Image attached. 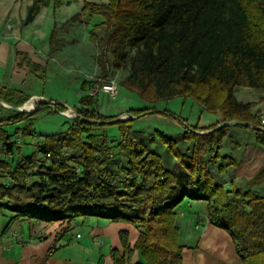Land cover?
Listing matches in <instances>:
<instances>
[{"label": "trees", "instance_id": "1", "mask_svg": "<svg viewBox=\"0 0 264 264\" xmlns=\"http://www.w3.org/2000/svg\"><path fill=\"white\" fill-rule=\"evenodd\" d=\"M53 1L54 6L60 4ZM49 3L33 0L22 24L31 22ZM87 12L105 17L106 47L96 57L100 69L128 65L130 72L122 87L136 91L149 106L128 109L134 117L103 122L119 114L99 112L97 97L81 88L74 108L77 115L66 117L67 128L39 134L40 145L24 156L2 126L26 121L19 133L24 139L35 134L32 120L40 109L60 113L64 105L40 101L30 112L12 111L0 117V152L13 153L0 160V215L12 213L8 224L26 217L49 223L80 216L124 220L139 229L134 248L140 250L146 264H180L182 246L174 209L185 197L205 200L209 222L228 232L241 264H264V166L246 189H226L214 175L236 167V158L221 154L216 139L204 147L208 154L204 159L199 141L229 125L250 129L253 143L264 149V129L260 128V117L251 111L253 104L239 101L234 94L236 86L264 89V0L84 1L80 13L70 20ZM99 26L91 28V42L97 41ZM57 30L54 24L48 57L56 50ZM13 69L30 72L41 81L46 77V66L20 50H15ZM174 96L191 98L202 109L219 115L218 125L243 121L253 127L228 124L213 129L217 125L213 124L201 128L163 109L160 114L185 128L184 139L194 141L192 151L182 153L172 139L156 133L185 170L184 174L175 173L162 166L159 155L151 152L144 140L131 134L136 118L158 113L154 104ZM29 97L20 90L0 89V100L9 105L21 106ZM113 123L118 140L110 139L106 132V126ZM112 145L124 156L125 164L112 156ZM37 153L42 156L37 157ZM33 169L38 179L24 185V177ZM122 241L125 246L123 235ZM112 256L114 264H124V255L113 251Z\"/></svg>", "mask_w": 264, "mask_h": 264}, {"label": "crops", "instance_id": "2", "mask_svg": "<svg viewBox=\"0 0 264 264\" xmlns=\"http://www.w3.org/2000/svg\"><path fill=\"white\" fill-rule=\"evenodd\" d=\"M32 2L33 0H0V89L20 90L26 96L42 98L43 100L40 101L63 102L69 106L72 103L71 106L75 108L78 106V98L83 92L81 90L82 80L79 78L74 80L72 92L54 98L38 94L32 90L33 88H30L35 84L33 83L34 78L41 81L32 73H20L13 69L15 50L27 53L28 58L32 61L45 65L47 71L48 64L54 61L63 47L64 42L59 40L58 44L56 43V50L48 57V38L55 23L51 19L53 25L49 24L46 28L37 24L43 7L31 22L22 24ZM47 7L49 8L50 4ZM46 79L47 74L43 82ZM74 93L77 95V99L74 97ZM117 94L111 96L108 93L99 92L97 97L99 112L105 115H120L122 112L128 111L130 108L112 109L110 101L116 98ZM69 99H71V103L68 102ZM3 109L11 110L6 107ZM32 109L34 107L26 109V112H30ZM156 111L158 113H150L136 118L132 124L131 134L137 139L144 140L147 148L159 155L164 168L184 174V168L156 133L160 132L172 139L177 149L182 153H190L194 141L184 139L185 128L182 124L160 114L162 110L156 109ZM8 112L0 109V117L7 116ZM195 124L203 125L201 122ZM228 129L231 130V126ZM19 133L20 130L17 129V137ZM151 137H153V141L149 142ZM224 141L225 138L220 142V148ZM234 144L236 150L232 157L236 158L237 166L228 167L224 172L226 176H223L224 173L216 172L214 177L226 189L237 186V181L240 183L239 187L246 189L248 181L254 176L253 173L244 171L248 168L246 155L250 154L252 144H254L253 138L249 142L237 143L234 141ZM18 153L24 156L30 152L21 153L20 146ZM213 169L212 171H214ZM174 211L175 224L179 230L178 240L182 246V262L180 264H241L228 232L209 222L205 200H191L185 197ZM11 216L12 213L9 211H4L3 215H0L1 264H114L113 251L124 255V264H146L140 250L134 248L140 231L127 221L99 216H80L71 220H55L49 223L26 217L16 219L8 224ZM64 228H68V230L63 231ZM122 235L126 239L125 246ZM126 249H129L130 252L126 253Z\"/></svg>", "mask_w": 264, "mask_h": 264}, {"label": "rangeland", "instance_id": "3", "mask_svg": "<svg viewBox=\"0 0 264 264\" xmlns=\"http://www.w3.org/2000/svg\"><path fill=\"white\" fill-rule=\"evenodd\" d=\"M84 1H92L100 4L107 2L108 0H59L60 4L57 6H54V1L50 0L49 8L47 6H43V12L38 19L37 24H41L43 28H46L49 24L53 25V23H55V25L58 27L56 35L57 42L61 40L64 43L62 45L63 47L56 55L54 61H52L51 64H48L46 71L47 79L44 82H41L34 78L33 83L35 84L30 88H33L32 90L38 94L41 93L44 94L43 96H53L55 98L65 96L67 93L72 92L73 84L75 82L74 80L76 78H79L82 80V82H85L83 87L81 85V88H83L84 92L98 89L100 83L113 80L117 86V93L118 91L119 93H116L117 97L111 99L110 101L112 109H127L146 106L147 102L142 100L136 91L126 89L125 87L122 88V80L130 72L128 65L121 68H115L114 66L109 65L106 71H102L97 64V55L106 47L103 44V39L106 34L104 15L101 13H96L92 16H89V12H87L83 16H80L74 20H70V17L73 14L80 13ZM51 19L53 23L51 22ZM95 24H100L96 31L97 41L91 42L89 40L90 30ZM107 55L111 58L109 51L107 52ZM104 77L106 79H103ZM26 89H28V87H26ZM99 92L101 91H98L96 94H94V96L98 97ZM234 94L239 101L251 102L253 104L251 107L252 113L258 115L259 117L264 113V89L236 86ZM76 96L77 95L74 93V97ZM33 97L34 99L37 98L34 105H37L38 101L43 100L42 98H38L36 96ZM30 98L31 97H29V99ZM44 101L51 103L49 100ZM31 102L32 101L28 103L30 104ZM68 102L71 103V99H69ZM155 105V109H167L176 117L185 119L189 124L194 125L196 122H201L203 124L202 126L196 124L201 128H205L213 124L215 125L221 120L219 115L208 112L204 109L202 110L200 106L191 98L174 96L170 99L159 100ZM2 111H9L8 113H11L13 110H6L2 108ZM126 112L127 111L122 112V114L119 116H124ZM168 118L177 121L172 117ZM124 119L127 118H123L122 120ZM25 124L26 121L23 120L2 126L4 131L10 134L12 138L20 142L19 146H21V153L32 152L34 150V146L31 142L38 137L37 134L44 135L47 133L64 131L68 126V119L61 113L48 111L45 108L40 109L36 113L35 118L32 120L31 127L33 128L35 134L26 135L24 139L21 137V135H18L17 137L14 132L17 129L20 130V128ZM221 126V124H217L213 129H217ZM228 127L229 125L226 126L220 133H214L208 137H200L199 141L203 145L201 147V153L204 151V147L209 146L212 141L219 139V142H221L222 139L225 138V141L220 148L221 154H231L229 156H234V150H236L234 141L249 142L254 137L253 132L248 128L231 126L230 130ZM198 131H204V134L209 132L206 130ZM106 132L110 139L116 140L119 138L117 125L114 123L108 124L106 126ZM254 145L255 144H252V148L249 152L250 154L246 155L248 158L246 161L248 168L244 169V171L247 173H253V178L264 166V149ZM180 148L182 147L180 146ZM15 151L17 152V150ZM110 152L112 153L113 157H116L119 160V164H125V158L123 155H120L116 146L112 145ZM202 155L204 159L208 156L204 152ZM223 176H226V174L224 173ZM236 183L240 185L239 181Z\"/></svg>", "mask_w": 264, "mask_h": 264}, {"label": "built area", "instance_id": "4", "mask_svg": "<svg viewBox=\"0 0 264 264\" xmlns=\"http://www.w3.org/2000/svg\"><path fill=\"white\" fill-rule=\"evenodd\" d=\"M98 91H101V92H104V93H108L109 95H111V96H114V95H116V93H117V86H116V83L113 81V80H109V81H106V82H102V83H100V85H99V87H98V89H95V90H88L87 91V93L88 94H90V95H94V94H96ZM32 98V97H31ZM30 98V99H31ZM29 99V100H30ZM36 100H37V98H36ZM35 100V101H36ZM35 101L33 102V105H32V107H34V108H36L37 106L36 105H34V103H35ZM51 103H54V102H52L51 101ZM62 105H64V107H65V110L64 111H62L63 113H62V115H64L65 117H67V118H73V117H75L76 115H77V113H76V111H75V109H74V107H72V106H69V105H67V104H65V103H61ZM133 116V115H132ZM120 117H122V118H129V116L128 115H124V116H120ZM260 122H261V125L262 126H260V128H262V129H264V113L260 116ZM252 125V124H251ZM15 143L17 144V145H19L20 144V142H18V140H15ZM32 144H33V146L34 147H37V146H39L40 145V139H39V137H37L36 139H34V140H32V142H31ZM13 155V153H7V152H5V151H1L0 152V160H2V159H8L10 156H12ZM37 155V157H41L42 155L40 154V153H37L36 154ZM49 155V153L47 154V156ZM16 157V156H15ZM38 179V177L36 176V174H35V169H33V170H31L25 177H24V179H23V184L24 185H30L31 183H33L34 181H36ZM77 236H79V234H77ZM0 264H1V262H0Z\"/></svg>", "mask_w": 264, "mask_h": 264}, {"label": "water", "instance_id": "5", "mask_svg": "<svg viewBox=\"0 0 264 264\" xmlns=\"http://www.w3.org/2000/svg\"><path fill=\"white\" fill-rule=\"evenodd\" d=\"M0 105L3 106V107L9 108V109H11L13 111H16V112L27 111L26 109L23 108V105H21V106H13V105L6 104L2 100H0ZM60 113L62 114L63 112L61 111ZM125 115H128L129 117H133L130 113H127V112L125 113ZM122 119H123L122 117L118 116L115 119H112L110 121H103V122H114V121H119V120H122ZM228 124H240V125H243V126H252L253 127V125H251V124H249L247 122H243V121H229V122L221 123V125H228ZM195 132H197L199 134H204L205 133L204 131H198V130H195Z\"/></svg>", "mask_w": 264, "mask_h": 264}, {"label": "bare ground", "instance_id": "6", "mask_svg": "<svg viewBox=\"0 0 264 264\" xmlns=\"http://www.w3.org/2000/svg\"><path fill=\"white\" fill-rule=\"evenodd\" d=\"M36 99H34V97H32L30 100H28L25 104H23V108L24 109H30L32 108V105H33V102L35 101ZM32 101L30 104L28 102Z\"/></svg>", "mask_w": 264, "mask_h": 264}]
</instances>
